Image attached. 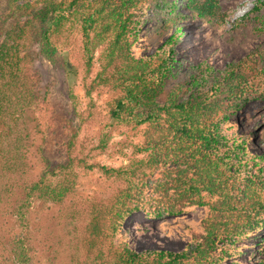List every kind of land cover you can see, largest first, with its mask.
Wrapping results in <instances>:
<instances>
[{"label": "trees", "instance_id": "1", "mask_svg": "<svg viewBox=\"0 0 264 264\" xmlns=\"http://www.w3.org/2000/svg\"><path fill=\"white\" fill-rule=\"evenodd\" d=\"M151 1L6 0L8 12L0 14V227L14 217L23 235L8 237L0 259L6 260L4 255L10 264H29L27 212L36 201L72 202L67 216L75 220L73 232L85 240L82 248H75L77 264H219L238 237L264 226V168L259 166L264 154L249 152L243 138L224 128L247 99V80L237 72L238 65L215 76L207 68L191 81L193 91L187 97L179 96L180 86L173 87L159 105L158 95L175 74L171 46L177 36L144 57L132 54ZM185 6L201 18H215L220 10L217 0H188ZM73 32L80 35L77 58L86 75L97 54L98 70L86 92L108 94L105 127L161 119L169 136L134 145L136 158L115 169L88 164L75 153L73 135L66 162L34 177L30 156L40 131L34 114L45 100L46 87L32 65L31 49L54 62L58 54L69 52ZM65 73L73 86L78 74L74 62L65 61ZM78 168H97L118 185L108 196L80 207L72 200ZM202 193L219 198L213 208L217 219H205L204 232L194 234L183 250L135 252L114 242L122 221L134 210L147 207L156 216H178L188 204L205 205ZM150 195L156 198L146 200ZM249 264H264V258Z\"/></svg>", "mask_w": 264, "mask_h": 264}, {"label": "rangeland", "instance_id": "2", "mask_svg": "<svg viewBox=\"0 0 264 264\" xmlns=\"http://www.w3.org/2000/svg\"><path fill=\"white\" fill-rule=\"evenodd\" d=\"M186 1L152 0L145 10L138 40L132 47L135 57H144L170 36H177L171 46L175 74L166 82L156 102L163 105L169 91L177 86L181 87L179 96L187 97L193 91L191 81L206 74L207 68L215 76L228 65H238L237 72L247 80L248 95L229 116L224 128L243 138L249 152L264 154V0H217L220 10L215 18L194 15L186 8ZM7 12L6 0H0V14ZM72 37L69 52L58 54L54 62L37 55L36 48L31 49L32 65L40 74L42 87H46L45 100L34 114L40 130L30 156L34 177L46 167L66 162L67 146L73 135L75 153L88 164L115 169L125 167L136 158L134 145H147L169 136L161 119L135 127H105L108 94L105 90L86 92V85L98 70L97 54L90 74L86 75L77 58L80 35L73 32ZM65 61L77 66L73 86L66 77ZM223 98L224 95H219V100L225 103ZM259 166L264 168V161ZM76 173L72 200L79 202L80 207L97 196H108L118 185L97 168H78ZM157 173L159 170L155 171V177L159 176ZM202 196L205 205L188 204L178 216H156L147 212V207L134 210L122 221L114 242L126 244L135 252L183 250L194 234L204 232L205 219H217L213 208L219 205V198L205 193ZM149 198L156 196L145 197ZM72 208L69 200L63 205L36 201L30 206L27 212L29 264H77L75 248L77 244L82 248L85 240L80 233L73 232L75 220L67 216ZM13 218L7 217L0 227V255L5 254L1 246H8L9 236L15 239L23 235ZM263 239L264 226L238 237L219 264H249L263 259ZM2 258L6 260L0 259V264H10L4 255Z\"/></svg>", "mask_w": 264, "mask_h": 264}]
</instances>
